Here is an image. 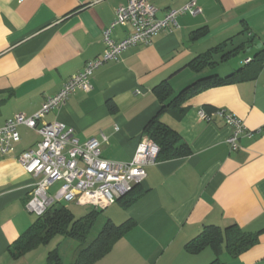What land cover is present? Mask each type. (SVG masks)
Returning a JSON list of instances; mask_svg holds the SVG:
<instances>
[{"label":"crops","instance_id":"0c3cea01","mask_svg":"<svg viewBox=\"0 0 264 264\" xmlns=\"http://www.w3.org/2000/svg\"><path fill=\"white\" fill-rule=\"evenodd\" d=\"M128 1L0 0V127L18 113L36 114L72 75L101 56L104 30ZM148 1L163 18L191 0ZM197 4L201 13L179 15L177 23L154 36L151 44L130 47L96 69L92 89L71 94L39 126L60 121L81 142L105 134L103 156L128 162L146 125L163 106L156 86L167 81L175 95L203 77L253 69L264 53V0ZM129 31L117 26L112 37L121 40ZM218 46L215 67L197 72L189 66ZM236 48L235 55L222 60ZM248 58L253 60L246 64ZM183 106L181 118L165 110L160 119L182 136L191 153L147 166L140 198L128 207L121 201L103 210L105 221H131L133 226L94 264H264V64L255 79L203 90ZM201 108L227 109L255 133L242 136L234 151L227 143L231 126L221 118L202 120ZM18 131L20 141L8 153L0 151V264H46L49 252L56 249L52 240L19 257L10 252L37 219L25 206L34 178L18 159L41 136L26 125ZM232 224L256 234L258 240L236 255L225 239L219 251L210 245L197 252L187 249L205 226L224 229ZM74 257L63 259L71 262Z\"/></svg>","mask_w":264,"mask_h":264},{"label":"built area","instance_id":"2783aa9c","mask_svg":"<svg viewBox=\"0 0 264 264\" xmlns=\"http://www.w3.org/2000/svg\"><path fill=\"white\" fill-rule=\"evenodd\" d=\"M157 7L148 0H129L120 6L110 26L104 30L105 50L103 54L87 62L82 71L72 75L54 96L49 97L40 111L33 116L18 113L0 127V151L8 153L20 141L18 126L26 125L38 131L40 141L34 148L19 155V162L33 178L26 209L42 216L46 211L62 202H74L79 206H90L103 211L140 186L146 179V167L158 161L159 145L148 135L142 136L133 158L128 162L109 160L102 154L101 138L81 142L74 130L60 121L39 126V121L50 111L66 102L77 90L89 92L92 89L91 76L108 61L117 60L130 47L151 44L154 36L177 23L179 15L202 12L197 0H191L180 9L166 12L163 18L157 16ZM117 26L129 28V35L115 40L112 32ZM248 58L245 62L250 63ZM198 115L202 120L215 121L221 118L231 126L227 143L234 151L239 149L242 136L252 137L255 132L248 129L244 121L224 108L208 111L201 108ZM59 183L55 192L52 186Z\"/></svg>","mask_w":264,"mask_h":264},{"label":"trees","instance_id":"16d2710c","mask_svg":"<svg viewBox=\"0 0 264 264\" xmlns=\"http://www.w3.org/2000/svg\"><path fill=\"white\" fill-rule=\"evenodd\" d=\"M237 49L225 53L222 60L235 55ZM220 50V46L210 49L193 59L189 66L197 72L208 67H215L218 62L214 60V53ZM256 61L257 65L253 69L241 68L225 77L206 76L187 85L175 95H173L170 83L167 81L156 86L155 91L163 106L158 114L148 122L144 134L159 145L158 160L181 158L191 153L189 144L177 131L162 122L160 115L168 110L173 112L177 118H181L186 111L183 104L203 90L255 79L264 64V53L259 55ZM166 101L168 102L166 103ZM140 186L135 187L118 202L123 201L125 207L134 203L143 194ZM100 212L102 211H91L81 218H76L68 207L54 205L44 215L37 217L36 221L13 244L10 252L13 256L19 257L40 245L48 244L58 235H64L79 242L73 261H64L58 248H56L49 252L46 264H94L109 253L113 245L133 226L131 221L116 224L107 219L96 236L90 240L89 235L99 221ZM223 239H225L226 246L233 255L247 249L258 240L256 234L248 233L236 224L229 225L224 229L216 225H207L193 240L187 243L186 247L191 252H197L210 245L219 251ZM216 263L217 261L211 264Z\"/></svg>","mask_w":264,"mask_h":264},{"label":"rangeland","instance_id":"374dc122","mask_svg":"<svg viewBox=\"0 0 264 264\" xmlns=\"http://www.w3.org/2000/svg\"><path fill=\"white\" fill-rule=\"evenodd\" d=\"M58 187H59V183L52 186L51 192H55L58 189ZM61 205L68 207L77 218L82 217L85 214H87L91 208L90 206L88 207L79 206L74 202H62V203L56 204V206H61ZM106 216L107 214L102 211L97 225L95 226L94 230L89 235L90 240L96 236L101 226L105 222ZM77 246H79V243L77 241L67 238L64 235H58L51 241V247L58 248L60 255L63 256L62 258H64L66 261H70L75 256Z\"/></svg>","mask_w":264,"mask_h":264}]
</instances>
